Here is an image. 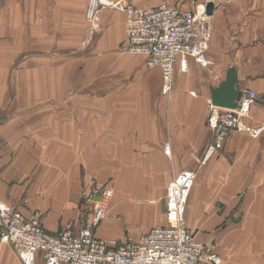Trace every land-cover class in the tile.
I'll return each mask as SVG.
<instances>
[{"label": "crops", "instance_id": "obj_1", "mask_svg": "<svg viewBox=\"0 0 264 264\" xmlns=\"http://www.w3.org/2000/svg\"><path fill=\"white\" fill-rule=\"evenodd\" d=\"M157 2L131 0L145 7ZM87 3L37 0L36 5L21 2L16 10L10 2L6 4L5 18L0 19V113L4 115L0 120V160L42 159L41 144L52 143L54 168L51 178L38 177L36 185L5 184L1 178L0 200L25 215L42 212L46 230L56 233L70 220L74 224L79 221L81 163L85 168L98 167L105 180L112 182L114 193L107 210L117 217L103 221L96 234L106 238L137 236L146 230L139 223L150 222L151 217L153 225L163 223L168 182L179 172L192 169L196 175L184 219L195 238L219 255L220 264H264V132L257 138L232 132L219 150L199 164L211 138L207 124L211 84L196 70L209 69L216 62L209 52L220 49L217 27L214 25L208 52L212 65L201 67L190 60L187 72H174L171 90L163 95L159 67H147L143 55L119 50L125 37L124 13L101 9L99 26L107 36L101 40L97 32L98 40L92 46L96 52L100 48L106 51L81 54ZM245 3V25L240 24L238 33L227 34L230 40H225L237 64L239 88H251L258 96L248 122L264 126V0ZM218 11L221 7L214 13ZM14 53L22 81L12 93L8 62ZM91 59L100 61L109 72L112 66L118 78L129 76L124 87L103 85L95 99V89L85 91L82 86L62 102L66 89L92 76L94 72H80L77 66ZM31 61L37 67H31ZM50 62L59 65L49 68L53 85L28 88L29 77L41 73ZM110 77L107 73L102 79ZM191 90L196 94H190ZM17 92L23 100L21 109L13 104ZM36 97L44 101L31 105L29 98ZM75 154L77 161H73ZM7 172L0 169L2 175ZM126 191L133 192L131 198L122 195ZM136 192H145L144 197L152 201ZM0 264H22L8 243H0ZM34 264H45L40 252Z\"/></svg>", "mask_w": 264, "mask_h": 264}, {"label": "built area", "instance_id": "obj_2", "mask_svg": "<svg viewBox=\"0 0 264 264\" xmlns=\"http://www.w3.org/2000/svg\"><path fill=\"white\" fill-rule=\"evenodd\" d=\"M100 0H89L86 17L91 22ZM105 5L125 15L126 48L142 54L146 66H158L161 93L170 92L175 70L187 72L189 61L209 67L207 52L213 25L205 9H188L160 2L155 6L134 5L123 0H109ZM190 94L195 95V91ZM251 89L240 90L234 108L213 105L208 100V123L211 140L199 160L202 165L211 153L221 148L232 131L258 137L263 125L245 122L255 102ZM165 145V153H169ZM195 171L187 169L176 174L165 190L166 224L153 227L136 242H108L93 231L104 217L103 202L111 195L109 188L94 189L85 197L92 201L91 216L77 231L62 229L48 233L35 216H26L17 208L0 200V242L8 243L22 264H34L41 253L45 264H220L219 256L197 240L186 226L185 207L195 181Z\"/></svg>", "mask_w": 264, "mask_h": 264}, {"label": "rangeland", "instance_id": "obj_3", "mask_svg": "<svg viewBox=\"0 0 264 264\" xmlns=\"http://www.w3.org/2000/svg\"><path fill=\"white\" fill-rule=\"evenodd\" d=\"M106 1H109V0H106ZM114 1H118V0H114ZM123 1L131 3V0H123ZM8 2L11 3L10 7L14 8V10H16V6L21 5V2H24V4L26 6H28L29 4H32V3L34 5L37 4V0H0V19L5 18V7H6V4ZM160 2H166L167 4H171V5H173V4L179 5V6H182L183 8H188V9H202L203 8V9H205V13L210 17V21L213 25V30H214V25L217 27L221 37H220V35H218L216 45H217V47H220V49L218 52L215 51L214 53L211 52L212 50L210 52L208 50L210 55L213 56V58H215L216 62L209 69H204V70H199V71L196 70L197 73L203 74L205 80H207L209 82V84H211L210 89L212 87H214V88L217 87L219 85V83L225 79L226 73L228 71H234V72L236 71L237 64H236V62L233 61V54L230 53L231 48L229 46H227V44L229 42H227L225 40V38L228 39L227 34H229V36L236 35L238 33L240 24H243V26L245 25L244 20H245L246 14H247V10L245 7V5L247 3H245V0H158V2L156 4H158ZM88 3H89V0H88ZM88 3H87V7H88ZM131 4H133V3H131ZM215 4L218 6H215ZM208 6H210V12H211L210 14H208V12H207ZM87 7H86V11H87ZM218 7H221V11L214 13L215 8L217 9ZM104 8H108L110 10L118 11L115 8L107 6L105 4H98L97 10L95 11V14H94V20L89 22V20L86 17V20H85V22L87 24L86 33H85V37H84L82 44H81V49H82L81 51H83L81 54H83V55H92V54L96 55L97 53H100L101 50L106 51L105 48H102V49L100 48L101 50L99 49L98 52H96L92 46L93 45L92 42H95L94 40L97 39V38H95L96 36L99 35L98 38H101V40H102V38L104 39L107 36V35L102 34V30H100L101 27L99 26V18H98L99 11L101 9H104ZM219 15H221V17ZM85 16H86V12H85ZM125 24H126V22H125ZM96 33H97V35H96ZM212 35H213V32H212ZM228 40H230V39H228ZM120 43H121L120 48H119L120 51L128 52L130 54L133 53V52L128 51L126 48V36L121 40ZM241 43L245 45L248 42L242 41ZM209 49H210V47H209ZM208 52H207V57L209 60L212 61ZM133 54H137V53H133ZM19 55L20 56L18 57V59H20L22 56L21 53H19ZM140 55H142V54H140ZM16 57H15V53H14L12 55V58L8 62V64L11 65V67H12L11 72H10V74H12V80H11V83L9 84V90L12 93L15 91L16 85L22 81L21 73H20V63L17 62ZM95 60L96 59H91L90 61L86 62L85 64L82 62H79V64L77 66H78L80 72L91 71V73L92 72H94V73H92L91 77H83V83L79 84L81 86H79L78 84H74L68 90L66 89L64 91L66 93L63 94V96H62V102L68 101L69 97L72 94V91H75L74 88H84L82 86H86L84 89L85 91H90L92 89H95L94 91H92V95L95 96V99L101 95V90H102L103 85H104V88L107 86H109V87H121V88L124 87L125 82L127 81V78L129 76L123 75L121 78H118V76H117L118 74H117L116 70L112 68V66H111V72H109L108 69H103L100 61L97 62ZM145 63H146V58H145ZM52 65H53V67L59 66L58 62H50V63H48V66L42 70L41 73H38V74L35 73L33 75V77H31V78L29 77L28 88H31V90H33L37 86H44V85L49 86V87L52 86L53 85V79H52L53 73L51 72V69H49L52 67ZM84 65H85V68L81 69ZM31 67H37V63L31 61ZM61 67H64V65L62 64ZM103 71H105V74L103 73ZM175 71H178V70H175ZM191 71L194 72L193 69ZM107 73H109L111 75V77L109 79H102L103 76L106 75ZM172 83H173V80H172ZM238 84H239V82H238ZM171 87H172V84H171ZM88 88H92V89H88ZM245 89H251V88H239V91L245 90ZM251 90H253V89H251ZM191 91H195V90H191ZM253 91L255 92V90H253ZM168 94H166V95H168ZM13 95H15V94H13ZM257 97L258 96L256 94V99H257ZM208 100L211 101L210 97L207 98V102H208ZM35 101H36V103L43 102L44 99L40 100L36 97V100H31V98H29V102L31 105H32V102H35ZM22 102H23V100L21 98L20 92H17L15 95V100H14L13 104H15L18 108L21 109ZM207 110H208V104H207ZM250 111H251V109H250ZM249 115H250V113H249ZM249 115L245 118V122L248 123L250 126H256V125L250 124L248 122ZM3 117H4V115L0 113V120ZM207 124L209 126L208 114H207ZM209 128H210V126H209ZM211 131L212 130L210 128V132ZM232 132H237V131H232ZM240 133H242V132H240ZM243 134L248 135L247 133H243ZM251 138H255V137H251ZM210 140H211V138H210ZM222 145H223V143H222ZM64 146H65V144H63V149H64ZM41 150L45 154V158H42V159H37V158H35V159L32 158V159H27V160L26 159H15V160L1 159L0 160V169L5 168V169H7L8 172L5 175L0 174V179L3 178L4 181L6 182L5 184H9L11 182L17 183V184H23L24 182H26V183H33L32 185H36L38 177L43 176L46 179L51 178L49 173L52 175L53 174V168H54L53 144L52 143L41 144ZM62 153L64 154V150H62ZM75 160H76V154L73 157V161H75ZM81 167H82V169H81V180H80V188H79V204H78L79 221L75 222L76 224H74V221L70 220L66 224V226L64 227V229L71 230V231H77L80 228V226L82 225V223L84 222V220H86L87 218H89L91 216V209H92L93 202L92 201L88 202L85 195L89 194L94 189H99L102 191V189H104V188H109L111 190L110 197L103 202V211L105 212L104 217L101 219L100 223L98 224V226L96 228H98L100 226V224L103 221H105L108 217H117L116 214L110 213L107 210L108 201L110 200L111 196H113V193H114L112 182L109 180H105V176H103L102 170L98 167H91V168L87 167V168H85V166L82 165V163H81ZM38 168H39V170H38ZM39 173H41V174H39ZM122 173H124V172H122ZM58 174H59V171H58ZM85 174L87 175V178H85ZM195 174H196V172H195ZM106 177H108V176H106ZM124 177H126V174ZM44 180L45 179H43V181ZM169 182H168V184H169ZM136 194H139L142 197L145 196V192H136ZM122 195L123 196L127 195L128 196L127 198H129V197L131 198L133 195V192L132 191H126V192H123ZM164 197H165V193H164ZM144 198H147V197H144ZM145 200L152 201V198L149 197ZM4 203H6V202H4ZM26 216L37 217L40 220L43 228L46 230V228L43 224V220H42L43 219L42 212H38V213L31 214V215H26ZM162 217H163V223H161L159 225H153V223H152L153 217H151L150 222L139 223L141 226L146 227V230L144 232L138 234L137 236L135 235V236H129V237L124 236L122 238H106V237H101V236L97 235L96 234V230H97L96 228H95L96 230H94L93 233L97 238L106 240L108 242L120 243V242H124L128 239L129 240L131 239L132 241L136 242L140 239V237L143 234L148 232L151 228L165 225L166 224L165 210H163V216ZM46 232H48V230H46ZM219 259H220V257H219ZM220 262H221V259H220Z\"/></svg>", "mask_w": 264, "mask_h": 264}, {"label": "water", "instance_id": "obj_4", "mask_svg": "<svg viewBox=\"0 0 264 264\" xmlns=\"http://www.w3.org/2000/svg\"><path fill=\"white\" fill-rule=\"evenodd\" d=\"M210 14V6L207 10ZM240 97L239 84L234 71H228L225 79L217 87L210 89V99L213 105L223 108H234Z\"/></svg>", "mask_w": 264, "mask_h": 264}, {"label": "bare ground", "instance_id": "obj_5", "mask_svg": "<svg viewBox=\"0 0 264 264\" xmlns=\"http://www.w3.org/2000/svg\"><path fill=\"white\" fill-rule=\"evenodd\" d=\"M99 2L105 4L106 0H100Z\"/></svg>", "mask_w": 264, "mask_h": 264}]
</instances>
